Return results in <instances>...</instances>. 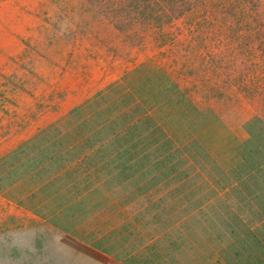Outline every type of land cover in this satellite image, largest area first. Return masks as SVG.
<instances>
[{
    "label": "rangeland",
    "instance_id": "374dc122",
    "mask_svg": "<svg viewBox=\"0 0 264 264\" xmlns=\"http://www.w3.org/2000/svg\"><path fill=\"white\" fill-rule=\"evenodd\" d=\"M98 7L0 0V157L25 153L0 166V178L14 183V192H0V264H117L19 200L46 194L54 216L75 211L76 196L64 200L44 185L89 159L128 160L130 174L136 160L160 161L155 173L172 178L178 192L188 175L232 180L236 169L226 176L220 169L236 145L230 127L264 118V0H198L170 22L124 20L121 29ZM172 80L187 89L184 97ZM101 197L86 199L88 210L98 207L91 215L104 214ZM226 201L223 216L173 209L130 236L163 264H264V215L252 214L264 199Z\"/></svg>",
    "mask_w": 264,
    "mask_h": 264
},
{
    "label": "crops",
    "instance_id": "0c3cea01",
    "mask_svg": "<svg viewBox=\"0 0 264 264\" xmlns=\"http://www.w3.org/2000/svg\"><path fill=\"white\" fill-rule=\"evenodd\" d=\"M262 119L264 120V118L254 115L236 125V128L231 129L230 127V133L227 136H232V139L229 143L236 145L228 147L229 151H225L222 158L229 163L220 169H224L222 174L224 176L228 175L230 170L236 169V176L232 180L223 176L212 178L188 175L179 178V181L182 180L181 188L183 190L179 188L180 192H178L176 183L171 181L172 178L165 180L158 172L155 173L154 169L160 168V161L148 160L149 164L144 165L146 161L134 160L137 167L130 174L128 160L104 159L98 161V159H89L76 161L66 166L65 168H68L66 171L58 172L49 181L50 183L44 185L45 188H55L64 200L76 196L82 205L80 206L79 203V207L75 211H57L54 216V212L46 208L49 206L46 205L48 198L46 194L36 197V193L30 192L19 201L29 209L30 213L41 217L63 235L106 255L112 262L117 264H163L164 262L158 254L153 253L151 257L146 258L145 245L142 244L141 249H138V240L132 239L130 234L136 232L141 224L157 223L158 214H165V218L170 217L173 209L176 211V215L178 213L185 215V211L194 215V209H208V212L202 215L223 216L226 207L230 204L226 200L256 199L257 190L264 185V180L257 181L258 177L254 179L259 168H262L259 175L264 174V165L257 167L260 159L258 153H262L260 150L264 149V121ZM100 151L102 152V149ZM22 153L25 154L24 151ZM22 153L10 154L8 152L2 155L0 166L15 163ZM25 165L23 162L20 166ZM11 183L9 177L0 178V192L4 190L6 193L8 191L12 193L14 183ZM189 183L190 185H188ZM230 183H233V188L230 189L231 191H226L229 188L226 185ZM44 187L39 189L47 192L48 190H45ZM94 193L103 196L97 203L99 206L105 205L104 201L106 200L104 214L91 215L94 210L98 209L97 206L94 207L96 204L94 202L89 206L90 210L87 209L86 202L88 201L86 199ZM32 198H37V203L29 202ZM205 200L208 202H204ZM146 210H149L151 216L155 218L147 220L145 213L149 212ZM126 213L129 214L125 216ZM252 214L264 215L261 212ZM259 258L264 260L263 257ZM250 259L252 258L239 261H241L240 264H251Z\"/></svg>",
    "mask_w": 264,
    "mask_h": 264
},
{
    "label": "trees",
    "instance_id": "16d2710c",
    "mask_svg": "<svg viewBox=\"0 0 264 264\" xmlns=\"http://www.w3.org/2000/svg\"><path fill=\"white\" fill-rule=\"evenodd\" d=\"M91 1L93 2L94 5H96V7L99 6L97 8V12H99L101 15H105L106 17H111V19L116 20L114 25L118 29H121L126 27V21L124 20H134V21L143 20L144 22L147 21L170 22L174 18L182 16L188 11H190L193 8V6L197 4L198 0H91ZM123 11L127 12L126 13L127 19H121L126 17V14ZM187 73L191 74L192 71H189ZM180 84L181 83H179L178 81L172 80L169 85L172 88L177 89L178 96L184 97L185 91L187 89H182ZM256 117L262 118L261 116H257V115ZM262 121L264 120L262 119ZM260 151L262 153H258L260 155L259 157L260 159L257 167H263L264 165V149ZM261 170L262 168H259L257 172V176H254L255 177L254 179H257L258 177L257 181H260L261 179L264 180V174L259 175ZM240 178L242 177L240 176ZM263 188L264 185H262L261 188L257 190L258 196L256 199H264V195L260 196V191H259L261 190L264 194ZM258 208L260 209V211H256L257 213L260 212L264 213V204H260Z\"/></svg>",
    "mask_w": 264,
    "mask_h": 264
}]
</instances>
